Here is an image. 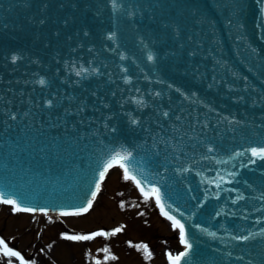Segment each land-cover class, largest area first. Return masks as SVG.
Wrapping results in <instances>:
<instances>
[{
    "label": "water",
    "instance_id": "1",
    "mask_svg": "<svg viewBox=\"0 0 264 264\" xmlns=\"http://www.w3.org/2000/svg\"><path fill=\"white\" fill-rule=\"evenodd\" d=\"M252 148L264 0H0V164L37 205H84L108 160L131 153L185 222L184 264H264Z\"/></svg>",
    "mask_w": 264,
    "mask_h": 264
},
{
    "label": "rangeland",
    "instance_id": "2",
    "mask_svg": "<svg viewBox=\"0 0 264 264\" xmlns=\"http://www.w3.org/2000/svg\"><path fill=\"white\" fill-rule=\"evenodd\" d=\"M0 234L26 255L28 264H166L164 256L180 249L176 231L119 169L110 172L89 216L50 220L0 206ZM85 235L93 238H65ZM0 264L9 262L0 258Z\"/></svg>",
    "mask_w": 264,
    "mask_h": 264
},
{
    "label": "snow or ice",
    "instance_id": "3",
    "mask_svg": "<svg viewBox=\"0 0 264 264\" xmlns=\"http://www.w3.org/2000/svg\"><path fill=\"white\" fill-rule=\"evenodd\" d=\"M148 59L151 60L152 56L149 55ZM40 83L43 84L44 81L41 80ZM251 154H252L253 157H258L260 159H264V148H261L259 150H257L256 148H252L251 149ZM111 167H112V163L109 162L104 167V170L99 173V180L100 181H103V179L105 177V173ZM120 167H122L124 169V177H125V179H135V177H130L128 175V169H127L126 166L121 164ZM136 183H137V186L139 187L140 186V181H136ZM100 186H101L100 183H96L95 188H96L97 191H99ZM97 191L91 192V198L87 200V207L82 208L83 212H87L89 210V208L92 207L93 201L95 200L96 195H97ZM141 191H143L142 188H141ZM153 192L156 194V200L159 203L160 202L159 190L158 189H153ZM145 195H147V194H145ZM2 202L6 203V204L13 205L14 206L13 207L14 211H29V212L34 211V209H31V208H23V209H21L15 200H6L5 199V200H2ZM61 215H68V213H61ZM164 215L168 216V213L165 212ZM168 219L172 221L174 228H178L180 230V241L186 248L185 252H182V253H180L179 255H176V256H173L171 253H169L168 254V259L170 261V264H180L181 259L188 254L187 249H191L192 245L189 243L188 239L185 236L184 225L179 220H177L174 216H168ZM119 231H121L120 228H116L115 229V232H119ZM105 234L106 233H103V232H97L95 235H105ZM65 238L66 239H70V240H89V239H92L93 237L89 236V235H85V236H66ZM145 250H147V246H145ZM0 252H2L3 255L5 257H7V258H13V257L14 258H18L19 261H20V264H25L24 258L21 256V254L18 251H14L11 248H9L8 244L3 239H0ZM149 255H150V253H149ZM9 264H11V260H9Z\"/></svg>",
    "mask_w": 264,
    "mask_h": 264
},
{
    "label": "bare ground",
    "instance_id": "4",
    "mask_svg": "<svg viewBox=\"0 0 264 264\" xmlns=\"http://www.w3.org/2000/svg\"><path fill=\"white\" fill-rule=\"evenodd\" d=\"M49 217H50V219H53V218H56V217L58 218V217H60V216H50V215H49ZM0 253H1V252H0ZM0 258L3 259V260H5V261H7V262H9V260H11V264H14L12 258H7V257H5V256H3V255H1V254H0Z\"/></svg>",
    "mask_w": 264,
    "mask_h": 264
}]
</instances>
